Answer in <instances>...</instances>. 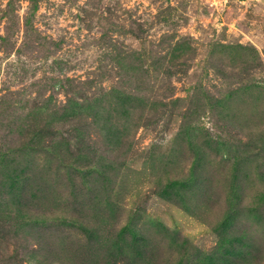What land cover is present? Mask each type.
<instances>
[{
	"label": "rangeland",
	"instance_id": "1",
	"mask_svg": "<svg viewBox=\"0 0 264 264\" xmlns=\"http://www.w3.org/2000/svg\"><path fill=\"white\" fill-rule=\"evenodd\" d=\"M0 264H264V0H0Z\"/></svg>",
	"mask_w": 264,
	"mask_h": 264
}]
</instances>
